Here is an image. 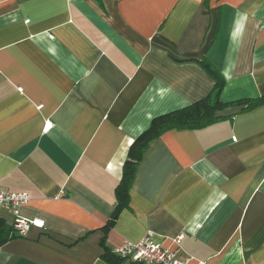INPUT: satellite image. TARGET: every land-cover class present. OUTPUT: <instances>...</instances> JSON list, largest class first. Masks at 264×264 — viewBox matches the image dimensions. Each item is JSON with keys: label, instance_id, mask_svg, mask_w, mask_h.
Wrapping results in <instances>:
<instances>
[{"label": "crops", "instance_id": "1", "mask_svg": "<svg viewBox=\"0 0 264 264\" xmlns=\"http://www.w3.org/2000/svg\"><path fill=\"white\" fill-rule=\"evenodd\" d=\"M217 73L232 105L151 140L110 224L133 141ZM262 97L264 0H0V192L43 222L0 264H112L146 237L188 264H264V103H239Z\"/></svg>", "mask_w": 264, "mask_h": 264}, {"label": "trees", "instance_id": "2", "mask_svg": "<svg viewBox=\"0 0 264 264\" xmlns=\"http://www.w3.org/2000/svg\"><path fill=\"white\" fill-rule=\"evenodd\" d=\"M205 67L209 69L210 66L206 64ZM223 86L224 81L219 73H217L215 75L214 89L209 96L183 109L155 118L151 122L149 128L133 141L128 151L127 160L122 167V180L115 189L117 205L109 221L110 224L115 221L121 209L127 206L128 189L132 182L136 165L141 160L148 143L170 129L202 128L219 119L215 114L224 110L229 105H232L224 104L219 100V95ZM239 103L246 105L245 109L247 110L264 103V97L257 100H245ZM15 238L21 237L13 233L12 226H6L0 219V247L5 242ZM103 258L112 264L123 261L109 251H105Z\"/></svg>", "mask_w": 264, "mask_h": 264}, {"label": "built area", "instance_id": "3", "mask_svg": "<svg viewBox=\"0 0 264 264\" xmlns=\"http://www.w3.org/2000/svg\"><path fill=\"white\" fill-rule=\"evenodd\" d=\"M29 201V196L25 193L15 194L0 192V211H4L13 217V233L24 237L31 228H43L40 220H28L19 214V208ZM181 236L177 237L175 244L179 246ZM113 254L122 260H127L135 264H188L187 260L179 257L178 250L170 251L162 248L151 238H143L135 243H127L113 251Z\"/></svg>", "mask_w": 264, "mask_h": 264}]
</instances>
